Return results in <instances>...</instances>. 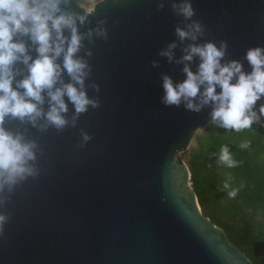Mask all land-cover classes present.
Here are the masks:
<instances>
[{
    "label": "water",
    "instance_id": "95a60500",
    "mask_svg": "<svg viewBox=\"0 0 264 264\" xmlns=\"http://www.w3.org/2000/svg\"><path fill=\"white\" fill-rule=\"evenodd\" d=\"M158 2L101 0L91 9V23L80 31L106 19L109 40L86 39L80 55L93 50L86 85H100L99 93L87 90L101 105L81 113L76 127L42 131L6 122L36 140L39 175L19 185L4 210L11 219L0 239V264H254L204 215L190 167L176 159L209 125L211 109L194 113L160 103L162 74L180 81L184 73L182 64L159 55L177 40L182 18L168 4L158 10ZM193 6V19L206 29L200 42L227 41L225 60H241L247 70L246 50L264 46V0H193ZM70 7L83 11L77 0ZM73 113L69 103V120ZM81 130L92 136L83 147Z\"/></svg>",
    "mask_w": 264,
    "mask_h": 264
},
{
    "label": "clouds",
    "instance_id": "9594fccd",
    "mask_svg": "<svg viewBox=\"0 0 264 264\" xmlns=\"http://www.w3.org/2000/svg\"><path fill=\"white\" fill-rule=\"evenodd\" d=\"M71 4L72 0H0V239L5 237L11 219L4 210L12 194L23 182L39 175L36 140L27 138L23 131L9 129L6 122L18 120L42 131L49 127L61 131L69 124L76 127L81 113L101 105L87 90L92 87L99 93L100 85H86L92 72L88 58L93 50L87 48L84 55L80 52L86 39L89 43L109 40L106 19H99L95 27L82 32L81 26L91 23L92 10L84 9L79 0L78 7L83 11L72 10ZM166 4L182 19L175 27L177 40L159 55L169 63L182 64L184 79L174 81L162 74L160 103L165 107L183 105L194 113L208 107L209 124L225 130L242 132L254 124L264 127V46L246 50V70L241 60H225L227 41L200 42L206 29L193 19V0H159L158 10ZM185 41L191 43L184 45ZM179 45L184 46L177 57ZM197 59L194 71L192 64ZM152 64L155 67L157 61ZM69 103L74 109L70 120ZM81 138L83 147L92 136L81 130ZM240 147L247 148L249 143ZM218 160L228 167L237 163L227 146L220 149ZM229 195L234 197L235 190Z\"/></svg>",
    "mask_w": 264,
    "mask_h": 264
},
{
    "label": "trees",
    "instance_id": "16d2710c",
    "mask_svg": "<svg viewBox=\"0 0 264 264\" xmlns=\"http://www.w3.org/2000/svg\"><path fill=\"white\" fill-rule=\"evenodd\" d=\"M193 141L188 165L204 215L222 227L254 264H264V127L254 124L235 132L209 124ZM245 142L249 147L241 148ZM225 146L235 167L218 160ZM233 190L234 197L229 195Z\"/></svg>",
    "mask_w": 264,
    "mask_h": 264
},
{
    "label": "rangeland",
    "instance_id": "374dc122",
    "mask_svg": "<svg viewBox=\"0 0 264 264\" xmlns=\"http://www.w3.org/2000/svg\"><path fill=\"white\" fill-rule=\"evenodd\" d=\"M101 0H82L81 5L86 8V9H93L94 6L100 2ZM205 129V128H204ZM203 129L199 130L198 132L202 131ZM196 138V137H195ZM196 145V143H194V141L188 146V148L180 153L176 154V159L178 160H184L185 162H188V158L191 154V150L193 149V147Z\"/></svg>",
    "mask_w": 264,
    "mask_h": 264
}]
</instances>
